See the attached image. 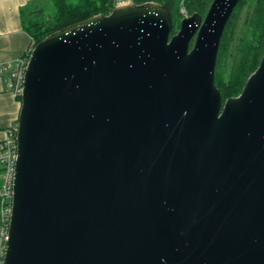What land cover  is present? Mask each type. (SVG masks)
I'll return each mask as SVG.
<instances>
[{"label":"water","instance_id":"95a60500","mask_svg":"<svg viewBox=\"0 0 264 264\" xmlns=\"http://www.w3.org/2000/svg\"><path fill=\"white\" fill-rule=\"evenodd\" d=\"M241 0L117 5L33 47L4 264H264V55L215 83Z\"/></svg>","mask_w":264,"mask_h":264},{"label":"trees","instance_id":"16d2710c","mask_svg":"<svg viewBox=\"0 0 264 264\" xmlns=\"http://www.w3.org/2000/svg\"><path fill=\"white\" fill-rule=\"evenodd\" d=\"M44 6L24 9L25 28L36 45L52 33L90 17L110 14L117 0H43ZM42 1V2H43ZM136 4L159 2L172 14V35L180 28L186 9L206 16L213 0H132ZM243 21V22H242ZM264 55V0H241L223 36L217 61L215 83L223 101L239 96ZM22 98V97H20ZM1 148V146H0Z\"/></svg>","mask_w":264,"mask_h":264},{"label":"built area","instance_id":"2783aa9c","mask_svg":"<svg viewBox=\"0 0 264 264\" xmlns=\"http://www.w3.org/2000/svg\"><path fill=\"white\" fill-rule=\"evenodd\" d=\"M133 2L117 0V5ZM186 14L187 12H183ZM186 14L185 16H187ZM34 45L17 59L0 65V77L15 96L22 97ZM18 122L7 128L0 148V264H4L13 213L14 184L18 160Z\"/></svg>","mask_w":264,"mask_h":264},{"label":"crops","instance_id":"0c3cea01","mask_svg":"<svg viewBox=\"0 0 264 264\" xmlns=\"http://www.w3.org/2000/svg\"><path fill=\"white\" fill-rule=\"evenodd\" d=\"M43 0H0V65L14 61L32 46L24 24V9L37 7ZM22 98L15 96L0 77V146L7 128L18 122Z\"/></svg>","mask_w":264,"mask_h":264},{"label":"rangeland","instance_id":"374dc122","mask_svg":"<svg viewBox=\"0 0 264 264\" xmlns=\"http://www.w3.org/2000/svg\"><path fill=\"white\" fill-rule=\"evenodd\" d=\"M123 4H124V3H123ZM44 5H45V2L43 1V2L40 3L39 6L42 7V6H44ZM182 12H186V9H185L184 7L182 8ZM186 14H188V13H186ZM186 14H185V15H186ZM242 22H243V21H242ZM0 182H1V181H0Z\"/></svg>","mask_w":264,"mask_h":264}]
</instances>
